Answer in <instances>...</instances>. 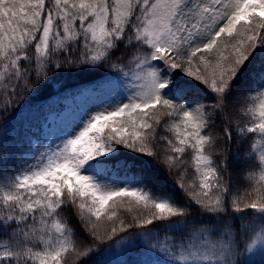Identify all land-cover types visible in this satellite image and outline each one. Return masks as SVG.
Listing matches in <instances>:
<instances>
[{
    "label": "snow or ice",
    "instance_id": "1",
    "mask_svg": "<svg viewBox=\"0 0 264 264\" xmlns=\"http://www.w3.org/2000/svg\"><path fill=\"white\" fill-rule=\"evenodd\" d=\"M61 69H105L79 95L112 93L19 155L0 143V264H109L161 231L151 264L264 257V0H0L4 108Z\"/></svg>",
    "mask_w": 264,
    "mask_h": 264
},
{
    "label": "trees",
    "instance_id": "2",
    "mask_svg": "<svg viewBox=\"0 0 264 264\" xmlns=\"http://www.w3.org/2000/svg\"><path fill=\"white\" fill-rule=\"evenodd\" d=\"M105 71V69H101L97 72H80L76 74L75 69H61L59 73H50L47 83L40 85L37 91H34L31 95L25 93L24 97L18 98L12 108L5 109L3 102L0 101V143L3 144L5 149L13 150L15 155L20 154L15 151L16 149L27 151L32 143L39 145L43 138L47 136L46 128L51 124L49 117L63 112L67 108L69 101H75L79 92L85 87H91L92 81H99ZM258 73L259 61L249 66V75L255 74V79H259ZM240 84L242 87H249L251 86V81L246 76L242 78ZM111 93L112 89L106 88L103 93L96 94L102 99L105 95ZM197 98L204 99L202 95ZM22 102L23 106L17 110V105ZM159 131L164 134L162 128ZM218 131V128L214 129V132ZM233 150H235V140L233 142ZM125 151L127 150L121 149L122 153ZM160 151L162 152V149ZM117 161L122 162L121 157L114 158L108 164L109 175L113 178H117V169L119 167ZM155 163H157V167L161 172L165 171L162 165L158 162ZM238 167L237 164H232L233 191L234 194L243 196L247 185L240 175L237 174L236 169ZM191 171L192 169H190V173ZM124 177L125 172L120 169L118 178L123 179ZM169 180L171 182V178ZM129 207H132L131 212L128 211ZM117 210L121 217L128 221H131L134 216L146 213V210L142 207L130 206L127 201L118 202ZM70 211L72 210L69 206V209H66V214L70 213ZM188 218L191 219L192 217ZM246 219H251V216L246 217ZM108 227L110 228L111 225L109 224ZM155 227H158V225ZM149 228H154V226H149ZM133 231L138 230L133 229ZM168 234L170 235L171 232ZM165 235L161 231L159 235L149 239L143 245L137 242L135 237H131L124 245L114 248L113 254L108 256L107 260L109 264H151V262L157 260V256L149 255L145 248L147 244L163 242ZM101 250L103 251V248ZM92 259H95V257H92ZM248 261L249 264H264V257L257 252L250 255ZM68 264H73V257H68Z\"/></svg>",
    "mask_w": 264,
    "mask_h": 264
},
{
    "label": "rangeland",
    "instance_id": "3",
    "mask_svg": "<svg viewBox=\"0 0 264 264\" xmlns=\"http://www.w3.org/2000/svg\"><path fill=\"white\" fill-rule=\"evenodd\" d=\"M95 97H99L94 94L92 100H88L85 95H77L75 101H69L67 108L58 115H51L49 122L51 123L47 129V136L51 138V134H58L61 129L67 128L69 124L79 115L83 110L86 103L95 102Z\"/></svg>",
    "mask_w": 264,
    "mask_h": 264
}]
</instances>
